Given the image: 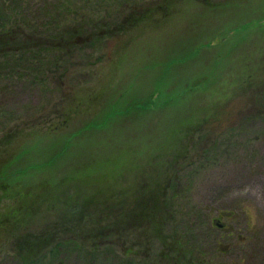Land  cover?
<instances>
[{
    "label": "rangeland",
    "instance_id": "374dc122",
    "mask_svg": "<svg viewBox=\"0 0 264 264\" xmlns=\"http://www.w3.org/2000/svg\"><path fill=\"white\" fill-rule=\"evenodd\" d=\"M16 1L27 20L49 7ZM102 2L88 7L103 16L101 40L69 50L58 38L46 56L36 29L23 31L50 86L0 85L12 116L0 118V264L32 237L100 239L107 263L132 248L134 264L152 251L170 264L165 241L146 238L166 204L175 222L163 235L193 236L207 264H264V112L253 117L264 108H252L264 0Z\"/></svg>",
    "mask_w": 264,
    "mask_h": 264
},
{
    "label": "trees",
    "instance_id": "16d2710c",
    "mask_svg": "<svg viewBox=\"0 0 264 264\" xmlns=\"http://www.w3.org/2000/svg\"><path fill=\"white\" fill-rule=\"evenodd\" d=\"M6 1L8 0H0V81L3 82L0 85L11 83L13 79L22 80L27 78V83L31 84V86H50V79L46 76L44 68L46 64L45 58L39 59L40 53L38 51L36 53V50L28 49V47H33L34 42L32 43L31 40L30 42L26 41V44L22 42L24 41L23 31L27 28L30 30L36 29L35 33L39 37L37 44L40 46L38 50L45 52L46 56L55 49L53 40L58 38L69 43L67 46L69 50L77 46L79 40L86 39L90 35L99 33V40L102 39L101 31L98 32V30H101L98 19L103 16L100 14H88V7L94 9L97 5L103 4V0H33L35 5L36 1L38 3L40 1L42 4L46 3L45 6L49 7L41 10L37 8L32 13V16H35L28 20L24 15V7L17 5L18 1L12 0V2L7 4ZM104 1L105 6L116 4V1H120V5L123 8V5H126L129 10L136 12L139 4L144 0ZM116 11L118 10H115V14L118 13ZM29 21H32L33 24H30ZM18 22L21 24L18 25ZM56 45L59 44L56 43ZM23 52L32 53L33 55L27 58L25 57L26 55L22 54ZM35 53L36 55H34ZM36 62L38 64L34 66L33 64ZM22 65L26 66V70H23ZM263 105L264 87L254 92L252 108L256 106L257 109H262L264 108ZM263 112H258L253 117L263 115ZM0 118H7L8 121L12 120V116L10 117L8 113L6 114V111L2 108H0ZM248 118L252 117L246 116L244 120ZM5 124L0 125V133L7 129ZM168 208L169 206L166 204V210L162 211V214L150 216L151 221L156 217L155 222L159 223V226L156 225L157 231L146 232V238L152 239V243L158 235L157 238L165 241V248L169 253L166 257L170 260L168 261L170 264H207V261L202 258L204 256H201L198 246L197 249L191 248L194 243L193 236L190 237L184 233L180 236L179 231L163 235L162 227L166 228L168 226V229L175 222L173 216L174 206ZM182 214L185 215L184 213ZM54 238L36 239V237H32V239H25L24 244L18 246L15 253L16 256L14 255L16 264H70L68 261L71 264H134L137 259V255L132 248L127 254H123L122 258L119 257V254L115 255V251L111 249L112 245L110 242L105 245V248L109 251V254H114L111 256L113 257L112 261H110L111 263L102 262L99 261L102 253V250L98 248L100 239L92 240L91 244H87V246L82 239L74 237L60 239L58 245L50 248ZM58 240L56 239L55 241ZM46 254H49L50 258L45 262H40L41 257ZM194 254H197L198 257L194 256ZM157 257L156 251H152V258L144 257L139 260V264H153Z\"/></svg>",
    "mask_w": 264,
    "mask_h": 264
}]
</instances>
